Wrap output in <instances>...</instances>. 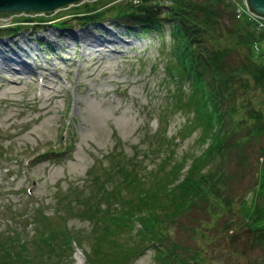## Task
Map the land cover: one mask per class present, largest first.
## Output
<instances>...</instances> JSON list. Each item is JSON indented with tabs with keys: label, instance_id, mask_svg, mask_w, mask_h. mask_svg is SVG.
Wrapping results in <instances>:
<instances>
[{
	"label": "rangeland",
	"instance_id": "374dc122",
	"mask_svg": "<svg viewBox=\"0 0 264 264\" xmlns=\"http://www.w3.org/2000/svg\"><path fill=\"white\" fill-rule=\"evenodd\" d=\"M225 1L239 6L237 18L244 15L264 32V19L249 13L243 0ZM70 13L71 7L47 17L70 19ZM19 17L27 16L0 19V29L11 28ZM30 23L11 35L0 31V64L11 51L17 52L28 71L23 74L14 65L0 73V241L18 236L34 262L89 264L104 230L90 207L96 192L93 173L114 164L111 155L119 152L125 160L134 158L141 174L157 173L165 160L164 170H169L170 163L182 157L199 156L208 143L196 142L199 132L178 137L188 115L169 99L174 86L164 69L170 59L168 24L159 34L110 18L83 25L71 19L63 27ZM72 33L87 41L71 39ZM253 48L256 61L264 66V43ZM188 92L186 87L182 101ZM248 99L264 110L262 93L254 91ZM248 130L235 134L241 136V145L232 141L224 156L210 165L221 175L223 202H200L165 224V245L182 259L264 264V243L249 229L255 201L262 203L257 192L264 135ZM48 224L72 236V243L57 239L51 250L38 238V230ZM138 229L136 222L133 231L122 230L116 241L137 246ZM138 250L123 264H157L152 244L139 243Z\"/></svg>",
	"mask_w": 264,
	"mask_h": 264
},
{
	"label": "trees",
	"instance_id": "16d2710c",
	"mask_svg": "<svg viewBox=\"0 0 264 264\" xmlns=\"http://www.w3.org/2000/svg\"><path fill=\"white\" fill-rule=\"evenodd\" d=\"M136 2H85L71 7L70 19L45 15L19 17L11 28L0 31L11 35L29 22L63 27L71 19L83 25L101 23L110 18L159 34L163 33L165 24L169 25L167 47L170 59L164 67L174 86L168 90L169 99L188 115L178 137L183 139L199 132L196 142L208 143L207 148L199 156L176 159L170 163L169 170H164L165 160L158 171L162 173L161 177L157 176L158 172L141 174L134 158L125 160L120 152L114 157L111 155V159L116 158L114 164L102 167L98 174L92 172L93 191L96 189V192L92 194L94 204L90 207L93 206L92 212L103 223L104 235L102 232L98 237L102 241L95 249L96 257L90 259L89 264L129 262L139 254V243L143 247L146 243L154 246L157 264H197L182 259L167 247L165 243L169 242V237L163 230L166 223L200 202L206 206L213 200L223 202V191L219 186L221 175L218 171H211L210 165L224 156L232 141L234 145H241V136H235L240 130L247 128L249 133L264 135L263 105L259 103L262 108H254L248 99L254 91L264 96V66L256 61L253 48L254 44L258 47L264 43V32L258 23L248 22L244 15L240 17L238 14L237 18L235 10L239 6L225 0ZM186 87L189 92L182 101ZM170 113L173 115L175 111ZM185 167L187 171L181 179L180 173ZM259 180L257 196L262 203L255 201L249 226L253 233H258L256 239L264 243V155ZM36 220L41 223L38 217ZM136 222L140 225L136 231L138 245L130 244L129 240L117 242L115 237L124 229L133 231ZM255 224L262 226L254 227ZM38 238L51 250L57 239L63 244L73 241L72 236L60 232L52 224L42 231L39 229ZM7 240L6 243L0 241V264H45L28 257L26 246L18 236ZM104 243L107 244L105 250L102 248Z\"/></svg>",
	"mask_w": 264,
	"mask_h": 264
},
{
	"label": "water",
	"instance_id": "95a60500",
	"mask_svg": "<svg viewBox=\"0 0 264 264\" xmlns=\"http://www.w3.org/2000/svg\"><path fill=\"white\" fill-rule=\"evenodd\" d=\"M95 0H0V19L12 16H50L53 13ZM248 10L264 19V0H245Z\"/></svg>",
	"mask_w": 264,
	"mask_h": 264
},
{
	"label": "bare ground",
	"instance_id": "6f19581e",
	"mask_svg": "<svg viewBox=\"0 0 264 264\" xmlns=\"http://www.w3.org/2000/svg\"><path fill=\"white\" fill-rule=\"evenodd\" d=\"M112 33V32H111ZM79 37L80 41L84 42L87 41L86 39H84L85 37L84 36H78L76 33H72L70 35V38L71 39H76V40H79L77 39ZM90 43H92V41H90ZM6 45V44H4ZM16 53V54H15ZM13 54V52L11 51V54L12 56H9L5 59V62L4 65L3 64H0V73L4 72V70H9V69H12L14 68L13 66H18V67H15V69L17 71H22V73H28V71L26 70V63H25V60L21 57V54H17V52H15Z\"/></svg>",
	"mask_w": 264,
	"mask_h": 264
},
{
	"label": "built area",
	"instance_id": "2783aa9c",
	"mask_svg": "<svg viewBox=\"0 0 264 264\" xmlns=\"http://www.w3.org/2000/svg\"><path fill=\"white\" fill-rule=\"evenodd\" d=\"M243 1H245V0H243ZM255 16V15H254ZM256 18H257V16H255Z\"/></svg>",
	"mask_w": 264,
	"mask_h": 264
},
{
	"label": "flooded vegetation",
	"instance_id": "af4514ba",
	"mask_svg": "<svg viewBox=\"0 0 264 264\" xmlns=\"http://www.w3.org/2000/svg\"><path fill=\"white\" fill-rule=\"evenodd\" d=\"M249 229L251 230V227L249 226Z\"/></svg>",
	"mask_w": 264,
	"mask_h": 264
}]
</instances>
